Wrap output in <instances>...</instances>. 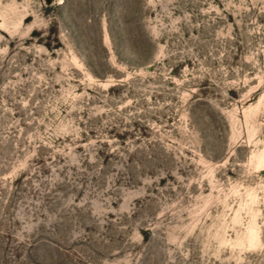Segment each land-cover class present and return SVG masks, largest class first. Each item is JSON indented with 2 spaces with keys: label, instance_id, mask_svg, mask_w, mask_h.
Returning a JSON list of instances; mask_svg holds the SVG:
<instances>
[{
  "label": "rangeland",
  "instance_id": "rangeland-1",
  "mask_svg": "<svg viewBox=\"0 0 264 264\" xmlns=\"http://www.w3.org/2000/svg\"><path fill=\"white\" fill-rule=\"evenodd\" d=\"M0 264H264V0H0Z\"/></svg>",
  "mask_w": 264,
  "mask_h": 264
}]
</instances>
